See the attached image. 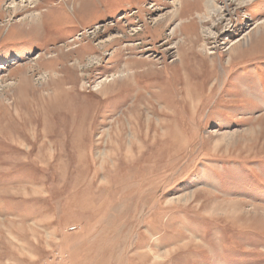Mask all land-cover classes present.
<instances>
[{"label":"rangeland","instance_id":"374dc122","mask_svg":"<svg viewBox=\"0 0 264 264\" xmlns=\"http://www.w3.org/2000/svg\"><path fill=\"white\" fill-rule=\"evenodd\" d=\"M208 1L0 0V264H264V0Z\"/></svg>","mask_w":264,"mask_h":264},{"label":"bare ground","instance_id":"6f19581e","mask_svg":"<svg viewBox=\"0 0 264 264\" xmlns=\"http://www.w3.org/2000/svg\"><path fill=\"white\" fill-rule=\"evenodd\" d=\"M10 1V4L13 6V8H15L17 10L18 6L19 5H23V4H27V5H30L32 6L33 4L35 5V10L37 9V5H38V1L39 0H9ZM91 1L92 0H81V4L79 3V5L77 6L76 10H79V11H85L86 9H88V7H91ZM185 2H180V7L181 9L184 7V4ZM67 4V3H66ZM75 4V3H74ZM179 5V3H177ZM76 5V4H75ZM76 7V6H75ZM207 7L211 9V11H215L217 12V10L219 9H215L216 7V4H215V0H209L207 2ZM176 9V7L174 8V10ZM66 8L63 10L65 12ZM177 13H179L180 9H176ZM63 12V13H64ZM67 13L65 12L64 14H60L58 16H62V17H66ZM178 27H180L179 25H177ZM176 28V27H175ZM173 28L172 29V32H173V35L177 33V30ZM204 47V46H203ZM149 68V67H148ZM150 70V69H149ZM63 85V84H62ZM62 87V86H61ZM139 94V93H138ZM139 96V95H138ZM143 96V95H142ZM153 96V95H151ZM189 96V94H188ZM140 101V100H139ZM192 101V100H191ZM143 102V101H142ZM146 105V104H145ZM140 107V106H139ZM141 109V108H140ZM144 110V109H143ZM164 119V118H163ZM142 126V125H141ZM158 126V125H157ZM165 127L164 124H159L158 128L160 129H163ZM143 128V127H142ZM140 129V128H139ZM138 130V129H137ZM139 132V131H138ZM157 132V131H156ZM159 132V131H158ZM162 133V132H161ZM143 137V136H142ZM129 151H131V149L129 148Z\"/></svg>","mask_w":264,"mask_h":264},{"label":"built area","instance_id":"2783aa9c","mask_svg":"<svg viewBox=\"0 0 264 264\" xmlns=\"http://www.w3.org/2000/svg\"><path fill=\"white\" fill-rule=\"evenodd\" d=\"M72 231L74 230V228L71 229Z\"/></svg>","mask_w":264,"mask_h":264}]
</instances>
